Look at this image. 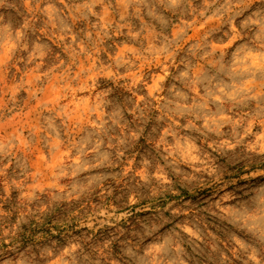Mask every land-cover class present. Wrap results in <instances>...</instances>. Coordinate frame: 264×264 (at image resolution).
<instances>
[{"label": "rangeland", "instance_id": "374dc122", "mask_svg": "<svg viewBox=\"0 0 264 264\" xmlns=\"http://www.w3.org/2000/svg\"><path fill=\"white\" fill-rule=\"evenodd\" d=\"M0 264H264V0H0Z\"/></svg>", "mask_w": 264, "mask_h": 264}, {"label": "trees", "instance_id": "16d2710c", "mask_svg": "<svg viewBox=\"0 0 264 264\" xmlns=\"http://www.w3.org/2000/svg\"><path fill=\"white\" fill-rule=\"evenodd\" d=\"M67 204L63 203L61 205V207H57L54 210H52L48 215L45 216V219L42 218V221L39 223L35 220L31 221L30 224L25 227L22 231V237H26L25 234L27 232L33 231L35 230V228L37 229H41V230H46L47 233L49 234H53L52 232H50V230L53 229H59V226H57L56 222L58 220H64L66 219V217L69 215V212H72L73 209L68 210L67 209ZM79 206V205H76ZM57 236L59 237V239H61L60 234H57Z\"/></svg>", "mask_w": 264, "mask_h": 264}]
</instances>
